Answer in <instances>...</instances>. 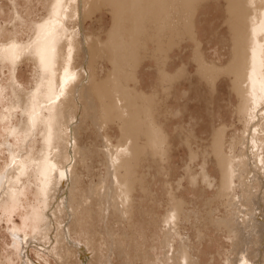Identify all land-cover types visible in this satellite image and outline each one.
Returning <instances> with one entry per match:
<instances>
[{
	"label": "bare ground",
	"instance_id": "obj_1",
	"mask_svg": "<svg viewBox=\"0 0 264 264\" xmlns=\"http://www.w3.org/2000/svg\"><path fill=\"white\" fill-rule=\"evenodd\" d=\"M21 1L22 3L18 0H0V15L7 11L5 18L0 17V63L7 61L8 68L14 71L18 59L29 58L34 63L36 75L30 89L17 90L18 86H15L13 110H20V128L12 129L11 135L17 136L19 140L16 139L14 143L3 140L0 145L10 146V161H18L17 167L24 168L21 174L29 173L31 179H28L22 188H13L0 194V220L4 218L6 222H12L11 215L15 212L17 204L41 202L42 208L39 210V207L33 206L29 216L35 219V223L37 221L40 224L44 219L48 221L50 240L54 236V218L59 216L58 211L62 209L65 218L67 215L71 216V219L62 225V242L73 254L77 252L81 264L86 263L84 254L87 253V244L70 235H82L81 230L85 229L83 221L90 218L89 213L93 212L89 211L91 209L87 208L85 203H82L84 206L81 204L83 200L85 202L82 182L78 179L82 175L76 176V173L72 172L76 164H84L87 156L93 153L90 144H79L82 125L86 117L96 111L97 118L93 117L99 120L102 129L109 124L118 128L117 142L112 144L106 141L104 149L98 147L97 150L100 149L104 156L105 175L107 174L105 178L110 180L107 189H113V183L115 191H118L115 193L120 196L121 201L130 199L128 195L132 193L135 184L141 185L144 179L135 172L137 168L142 167L146 157L160 159L166 153L163 147L165 135L158 120L171 118L179 112L178 109L174 111L166 106L165 101L174 86L183 80L190 82L191 76L184 62L176 65L173 71L168 69L169 53L174 51L175 47L180 48L184 42V49H190V58L187 60L196 65L194 74L199 83L209 85L219 74L229 79V88L235 93L237 102L232 114L242 127L244 143L251 145L256 140L261 142L264 138V0H218L222 1V24L225 27V34L219 41L227 54L225 63L220 66L205 62L201 49L202 41L198 40L199 32L195 29L198 22L195 18L197 16L194 17L197 8L211 0ZM103 11L109 16L108 25L103 33H99L97 31L101 30V26L99 29L93 26L98 21L96 14ZM16 20H27L30 24L26 43L18 42L15 34L4 35V28L13 27ZM87 21H90L88 26ZM101 35H104V38ZM146 57L154 62L153 69L156 74L155 88L150 92L137 91L128 85L135 80L137 68ZM103 63H107L108 67L105 68ZM186 92L184 89L180 93ZM4 117L5 113L1 115V119ZM6 130L8 128H3L4 132ZM225 133V124L213 127L209 143V149L220 167L223 190L232 188V176L236 172L231 165L233 158L222 149ZM3 135L4 133L0 137ZM31 137L34 138L28 140ZM36 139L38 147L33 144ZM229 146H234L233 136H230ZM16 149H23L25 156L18 155ZM260 153L264 155L263 147H260ZM245 157H249V154ZM78 160H83L84 163H77ZM27 170L29 171L26 172ZM21 174L18 172V176ZM109 175L113 176V180ZM103 178H100V181L104 182ZM46 182L53 183L51 189L48 190L42 184ZM101 186L100 190L96 191L100 192ZM102 188L105 191L104 186ZM91 190L89 194L95 191ZM18 191L22 194L24 192L23 200L19 203ZM111 193L109 195L113 196ZM102 194H98L99 199H102ZM76 195L82 198L79 200L81 202L75 198ZM117 196L110 200L119 201ZM75 199L79 202L75 203L77 212L72 204ZM87 199L92 200L90 197ZM90 203L87 206L92 204ZM109 204L108 210L109 206H112ZM63 206L70 209L65 212ZM104 206L107 208L106 204ZM115 207L118 208L119 205ZM103 210L106 212L107 209ZM75 213L81 215L80 220L74 217ZM108 213L110 214L109 211ZM174 215L175 213L170 216ZM75 221L79 224L77 229L76 224L73 226ZM258 226L263 236L257 256L262 257L264 222H258ZM40 232L41 228L37 227L36 233ZM16 233L14 236L18 238ZM65 239L72 243V246L67 245ZM23 248L25 262L39 264L30 260L28 244ZM261 259V264H264V259ZM255 264H260V259L256 260Z\"/></svg>",
	"mask_w": 264,
	"mask_h": 264
},
{
	"label": "rangeland",
	"instance_id": "obj_2",
	"mask_svg": "<svg viewBox=\"0 0 264 264\" xmlns=\"http://www.w3.org/2000/svg\"><path fill=\"white\" fill-rule=\"evenodd\" d=\"M18 1L22 3L21 0ZM200 7L194 15L197 16L195 18L198 21L195 29L200 33L197 35L198 40L202 41L201 49L205 62L220 66L225 63L224 59L227 57L226 49L219 41L225 34V27L222 24L224 14L222 1H206ZM6 12L5 10L1 13V18L6 17ZM96 16L99 24L96 22L93 28L99 29L98 27L101 26V30L97 32L103 33L108 25L109 16L104 11L97 13ZM89 24L90 21H87L86 25ZM22 35L26 38V32ZM101 37L104 38V35ZM185 46L186 42L169 53L168 69L173 71L176 65L184 62L191 79L190 82L183 80L174 86L165 101L166 106L173 108L174 111L178 109L179 112L171 118L158 120L165 135L163 147L166 153L160 159L146 157L142 167L137 168L135 172L144 179L141 185L135 184L132 193L128 195L129 201H121L113 183H111L113 189H107L110 180L105 178L106 164L100 152L104 149V142L110 141L112 144L117 142L118 128L109 124L102 129L100 127L102 124L96 119V111L93 112L95 114L90 113L91 117H86V124L82 125L79 144L91 145L93 153L87 156L89 162L88 158L87 161L84 160L85 163L81 161L86 165H80L78 160L72 171L76 176L82 175L77 178L82 182L81 189L85 202L79 201L82 199L79 198L80 194L75 198L81 204L85 203L86 207L91 209L89 211H93L94 214L90 212L91 220L87 218L83 221L85 229L81 230L82 235H70L87 244L84 264H241L242 262L255 264L259 259L261 264V258L264 259V254L262 257L257 256V249L262 243L263 236L258 222H264V155L260 153V147H263L264 151V138L261 142L256 140L251 145L244 143L245 135L242 127L232 114L237 102L235 93L229 88V79L219 74L209 82V85L199 83L194 74L196 65L187 60L190 58L188 57L190 49H184ZM149 59L146 57L142 60L140 67L137 68L135 80L133 83H128L137 91L150 92L155 88L154 62ZM103 66L107 68L108 64L103 63ZM1 72L3 71H0V77L4 78ZM31 72V62L22 63L18 77L26 86L29 85ZM181 89L187 90L186 94H181ZM5 103L8 102L3 100L0 104L1 110H4ZM19 116L20 114L14 113L5 123L8 125V130L3 137H7L5 139L7 143L19 140L17 136L11 135L12 129L20 128ZM222 124H225L226 129L222 149L233 158L231 165L232 169L236 170V175L233 173L232 176V188L227 190L221 189L220 167L209 149L213 127L217 128ZM230 136L234 137L232 148L229 146ZM32 138L34 137L28 140ZM98 147H102L101 150H97ZM23 149H16L17 154L25 156ZM4 151H7L10 157L6 161L0 160V194L9 192L8 190L13 188H22L27 180L31 179L29 173L21 174L24 168L17 167L18 161H10L12 154L10 146L2 152ZM247 154L249 157H245ZM85 167L90 168V171ZM18 172L21 175L18 176ZM110 173L113 175L111 171ZM111 175L109 178L113 180ZM102 177L106 182L103 185L104 182L100 181ZM42 184L48 190L53 185L50 182ZM100 184L109 194L112 190L113 196L107 194ZM90 190L91 194H89ZM98 194L100 196L102 194V199L100 198L102 201L98 198L100 197ZM29 196L33 197L32 194ZM116 196L119 201L112 200L114 201L112 202L110 199H115ZM23 197L24 192L22 194L18 191V203ZM89 197L92 200L87 199ZM77 199L72 202L75 212L78 211L75 205L79 203ZM94 200L97 202L95 203ZM55 201L57 198L53 201L54 205H56ZM28 203L17 204L15 212L11 215L12 222H6L4 218L0 220V264H27L23 254V247L27 244L30 260L39 264H81L77 252L73 254L62 242V225L67 223L71 216L67 215L68 217L65 218L64 211L62 209L58 211L59 216L53 221L54 236L49 240L48 221L44 219L40 224L37 221L35 223V219L29 216L32 207H39L40 210L42 203ZM86 203L91 205L87 206ZM105 204L106 207L108 204L113 207L109 206L108 210V207L104 208ZM122 206H128L129 210L126 207V210L124 207L121 208ZM63 207L65 212L70 209ZM103 209H107L106 212ZM123 209L124 212L130 209L131 211L124 213ZM172 212L175 213L174 216H170ZM74 217L81 219V215L76 213ZM74 225L77 229L79 224L75 221ZM14 227L17 229L13 230ZM37 227H40L42 232L36 233ZM15 232L18 238H15ZM65 241L68 242L66 239ZM66 244L72 246V243Z\"/></svg>",
	"mask_w": 264,
	"mask_h": 264
},
{
	"label": "crops",
	"instance_id": "obj_3",
	"mask_svg": "<svg viewBox=\"0 0 264 264\" xmlns=\"http://www.w3.org/2000/svg\"><path fill=\"white\" fill-rule=\"evenodd\" d=\"M23 16L25 17L26 15H23ZM0 22H1V19H0ZM7 29H9V31H7ZM24 32H26V38H23L22 33ZM14 34H15V39L18 42L26 43L28 41L29 34H30V24L28 23V21L27 20H16L13 27L10 28L6 26L4 28V35L13 36ZM25 61H30L32 64L31 78L29 79L28 86H26L18 77L20 66ZM0 71H3L1 73L4 74V78L0 77V104H2L3 100H6V102H8V103H5L6 105L4 107V110L0 109V136H1L2 133H4V135L6 134V131L4 132L2 130L3 128H8V125H5L6 121L9 120L8 117L11 118L14 113L18 114L20 112L19 108H16L13 110V105L15 104L14 103V95H15V89H16L15 86H18L17 90L22 89L26 91L30 89L33 86L34 81H35L36 70H35L33 61L28 58V59H18L14 67V71H12L10 67L8 68L7 61H4V63H0ZM13 77H14V80H13ZM3 113H5V117L4 119H1V115ZM8 114H10V116H8ZM6 138H7L6 136L0 137V143H2V141L5 140ZM33 144L36 147H38L39 145L38 140L36 139L33 142ZM5 145L6 144H4V146L2 147L0 145V160L1 161L2 160L6 161L9 159L8 157H10L7 151L2 152L4 149L7 150L8 148V146L7 145L5 146Z\"/></svg>",
	"mask_w": 264,
	"mask_h": 264
}]
</instances>
